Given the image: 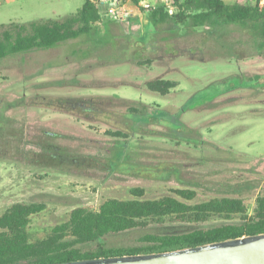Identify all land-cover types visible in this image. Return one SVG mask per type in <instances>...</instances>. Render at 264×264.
Listing matches in <instances>:
<instances>
[{
  "label": "rangeland",
  "instance_id": "374dc122",
  "mask_svg": "<svg viewBox=\"0 0 264 264\" xmlns=\"http://www.w3.org/2000/svg\"><path fill=\"white\" fill-rule=\"evenodd\" d=\"M84 2L3 0L0 25L66 17ZM254 43L240 25L155 26L144 14L128 22L102 17L76 39L0 59V215L17 202L45 203L29 225L42 238L74 208L134 198V187L144 198L189 204L241 197L253 213L264 193V60L246 71L238 61ZM159 78L178 80V89L149 90ZM177 188L197 196L183 199ZM181 229L152 223L103 245L146 247L143 235Z\"/></svg>",
  "mask_w": 264,
  "mask_h": 264
},
{
  "label": "trees",
  "instance_id": "16d2710c",
  "mask_svg": "<svg viewBox=\"0 0 264 264\" xmlns=\"http://www.w3.org/2000/svg\"><path fill=\"white\" fill-rule=\"evenodd\" d=\"M155 26L172 20L194 27L236 24L249 28L255 43L264 52V9L256 3H227L225 0H185L176 13L157 6L147 13ZM102 19L91 0L74 14L62 18H42L27 22L11 21L0 25V59L34 49H50L67 40L88 34L94 23ZM177 80L159 78L147 83L149 90L168 95ZM133 110H136L135 108ZM108 134L126 137L121 130ZM183 199L193 200L197 191L177 188ZM134 198H109L98 209L74 208L68 220L55 225L45 237L34 238L29 230L33 214L46 208L45 203L17 202L0 215V264H62L99 259L162 253L177 249L223 242L244 236L264 234V193L256 199L253 213L241 197H215L197 204L172 195L144 198L145 189H131ZM217 218L226 221L212 223ZM237 219V222L227 221ZM178 223L179 232L148 233L141 240L146 247L107 248L105 238L111 234L144 229L152 223ZM97 245L95 249L92 246Z\"/></svg>",
  "mask_w": 264,
  "mask_h": 264
},
{
  "label": "water",
  "instance_id": "95a60500",
  "mask_svg": "<svg viewBox=\"0 0 264 264\" xmlns=\"http://www.w3.org/2000/svg\"><path fill=\"white\" fill-rule=\"evenodd\" d=\"M62 264H264V234L162 253L102 257Z\"/></svg>",
  "mask_w": 264,
  "mask_h": 264
},
{
  "label": "built area",
  "instance_id": "2783aa9c",
  "mask_svg": "<svg viewBox=\"0 0 264 264\" xmlns=\"http://www.w3.org/2000/svg\"><path fill=\"white\" fill-rule=\"evenodd\" d=\"M3 0H0L2 2ZM99 10L101 17L119 22H128L135 16L147 15L148 11L163 6L170 13L177 12L179 5L185 0H91ZM259 9H264V0H256Z\"/></svg>",
  "mask_w": 264,
  "mask_h": 264
},
{
  "label": "crops",
  "instance_id": "0c3cea01",
  "mask_svg": "<svg viewBox=\"0 0 264 264\" xmlns=\"http://www.w3.org/2000/svg\"><path fill=\"white\" fill-rule=\"evenodd\" d=\"M148 16V15H147ZM255 46L256 47H258L257 46V44L256 43H254V47L252 48V49H250V50H248L249 49V47H246V53L245 54H241L240 55V59H239V61H238V63H240V66H241V64L245 67V71L246 70H249V68H251V67H253L254 65H256V64H262V61L264 60V57H262L261 55H257V54H253V50H255L254 48H255ZM259 48V47H258ZM243 66H241V68H240V70L243 68ZM228 75H223V78H226ZM255 76V75H254ZM254 76H253V78L252 79H254ZM258 80H260V82L262 81L263 82V79H261V78H259L258 76H255ZM178 81V80H177ZM253 82V81H252ZM179 84H180V82H179ZM179 84L175 87V88H173L172 90H171V92H173V90H177L178 89V87H179ZM131 86V85H130ZM121 87V86H120ZM259 88H264V85L262 86V87H259ZM170 92V93H171ZM169 93V94H170ZM224 93H226V92H224ZM117 95H119V96H122V97H128V98H131L130 97V95L129 94H125V93H123V94H117Z\"/></svg>",
  "mask_w": 264,
  "mask_h": 264
}]
</instances>
